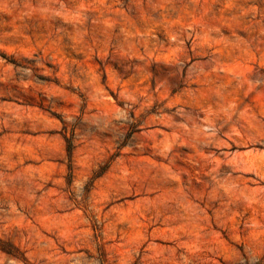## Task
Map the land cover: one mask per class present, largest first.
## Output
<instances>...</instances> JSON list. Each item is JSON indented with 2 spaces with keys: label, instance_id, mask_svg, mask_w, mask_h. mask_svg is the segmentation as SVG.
Segmentation results:
<instances>
[{
  "label": "rangeland",
  "instance_id": "374dc122",
  "mask_svg": "<svg viewBox=\"0 0 264 264\" xmlns=\"http://www.w3.org/2000/svg\"><path fill=\"white\" fill-rule=\"evenodd\" d=\"M0 264H264V0H0Z\"/></svg>",
  "mask_w": 264,
  "mask_h": 264
},
{
  "label": "trees",
  "instance_id": "16d2710c",
  "mask_svg": "<svg viewBox=\"0 0 264 264\" xmlns=\"http://www.w3.org/2000/svg\"><path fill=\"white\" fill-rule=\"evenodd\" d=\"M68 152L69 154L71 155L72 151H73V144H72V141L71 140H68ZM3 250L9 254H12V251L11 249H8V248H3Z\"/></svg>",
  "mask_w": 264,
  "mask_h": 264
}]
</instances>
